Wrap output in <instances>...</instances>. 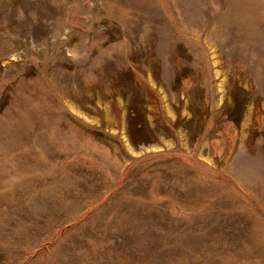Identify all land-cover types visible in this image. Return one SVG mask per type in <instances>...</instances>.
Segmentation results:
<instances>
[{"label": "rangeland", "instance_id": "obj_1", "mask_svg": "<svg viewBox=\"0 0 264 264\" xmlns=\"http://www.w3.org/2000/svg\"><path fill=\"white\" fill-rule=\"evenodd\" d=\"M0 264H264V0H0Z\"/></svg>", "mask_w": 264, "mask_h": 264}]
</instances>
